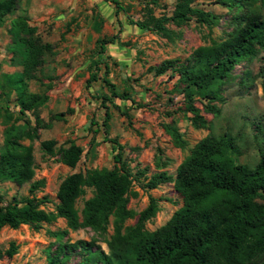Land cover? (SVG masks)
<instances>
[{
  "label": "rangeland",
  "instance_id": "obj_1",
  "mask_svg": "<svg viewBox=\"0 0 264 264\" xmlns=\"http://www.w3.org/2000/svg\"><path fill=\"white\" fill-rule=\"evenodd\" d=\"M116 1L122 7L119 12L107 0H19L17 9L0 23V96L1 91L8 92L4 75L22 71L19 59L11 51L8 32L11 21L23 17L35 30L39 41L50 45L43 63L33 71V79L27 81L28 92L43 95L45 102L24 115L19 112L14 94L9 95L8 103H1L0 148L4 131L10 125L28 122L38 133L33 141H20L33 149L34 177L21 186L1 182L0 195L4 201L26 197L30 184L43 179L44 187L34 196H46L49 202L43 208L54 210L56 193L67 176L88 169L113 167L115 152L108 139L114 138L122 146V159L132 171L143 170L147 177L159 171L175 174L195 143L224 132L236 138L237 163L253 168L260 160V152L264 150V49L256 48L255 55L238 63L221 84V101L214 102L220 114L205 112L203 103L196 101L195 106L206 121L203 126L186 119L191 114L183 112L185 98L177 86L178 76L170 71L158 75L153 68L165 61L186 64L198 47H212L229 39L250 9H264V0H256L252 8L249 0H193V7L217 17L216 24L208 27L195 17L180 27L168 23L165 25L170 33L168 37L129 25L128 20L146 22L152 17L170 18L178 0ZM97 16L103 20L99 32L93 26ZM111 37L115 38L114 43L108 44L106 52L100 54L99 40ZM91 74L96 75L97 80L88 83ZM104 79L114 84L118 92L126 91L131 100L114 98L112 103L102 100L104 96L110 98ZM6 113L11 114L8 122L4 120ZM106 114L110 116L106 122L107 133L102 126ZM169 124L183 135L185 148L174 145L165 129ZM50 139L56 142L54 154L45 153L41 146ZM72 144L81 147L83 153L76 166L69 168L60 162L59 151ZM134 191L136 197H129L127 204L134 217L125 222V227L136 225L150 197L157 199L158 210L145 224L146 231L164 226L182 205L173 184L153 190L135 186ZM91 192L87 189L76 201L80 216ZM113 225L111 217L103 232L82 228L68 231L61 240L54 239L50 232L65 230L63 219L43 224L38 229L3 227L0 264H46L47 251L55 253L58 245L80 240L108 253L106 242L113 234ZM12 242L17 252L9 256L7 251ZM82 258L83 253L77 250L68 264H78Z\"/></svg>",
  "mask_w": 264,
  "mask_h": 264
},
{
  "label": "trees",
  "instance_id": "obj_2",
  "mask_svg": "<svg viewBox=\"0 0 264 264\" xmlns=\"http://www.w3.org/2000/svg\"><path fill=\"white\" fill-rule=\"evenodd\" d=\"M107 1L115 5L116 12L122 9L116 0ZM249 2L252 8L256 0ZM192 3L193 0H178L170 18L152 17L146 22L128 20V24L166 37L170 34L165 27L168 23L180 27L195 17L202 25L211 27L216 24V16L193 7ZM18 5L19 0H0V23ZM263 10L250 9L229 39L212 47H198L186 64L165 61L153 68L158 75L170 71L178 76L177 86L185 98L183 112L191 114L190 117L185 115L186 119L195 125H206L195 106L196 101L203 103L205 112L215 116L220 114L214 102L221 101V84L238 63L255 55L256 48L264 49ZM102 21L96 17L93 23L96 32L100 31ZM8 32L11 51L19 59L22 71L4 75L8 92L1 91L0 113L3 102L8 103L7 98L12 93L19 112L24 115L46 100L43 95L29 93L27 81L33 79V71L43 63V56L50 45L39 41L35 30L23 17L13 19ZM114 39L99 40V53L106 52L107 45L114 43ZM91 80L95 82L96 75L91 74L87 82ZM104 83L110 98L104 96L102 100L109 103L114 98L131 100L126 91L118 92L108 79H104ZM4 118L8 122L11 114L6 113ZM109 118L106 114L102 124L106 133ZM165 129L176 147L185 148L187 143L173 124L166 125ZM37 138V128L28 122L5 129L0 148V183L9 181L21 186L33 179V149L20 141ZM108 141L115 152L113 167L88 169L67 176L56 193L54 210L43 208L49 202L46 196H34L44 187L43 179L33 181L28 195L19 200L4 201L0 195V230L21 226L38 229L43 224H54L63 219L65 230L50 232L54 239L61 240L68 231L82 228L103 232L113 218V234L106 242L108 253L93 243L80 240L58 245L55 253L47 251L46 264H68L77 250L83 253L78 264H264V150H261L256 165L248 168L236 162L239 148L230 132L209 135L195 143L189 155L177 166L175 174L159 171L147 177L143 170L133 172L122 159V146L117 139ZM41 146L45 153L54 154L56 142L45 140ZM82 153L77 145L62 148L59 151L60 162L74 168ZM165 184H173L182 201L170 220L153 231L145 230V224L158 210L157 199L150 197L146 208L139 213L136 225L125 227V222L134 217L127 208L128 198L136 197L134 187L153 190ZM87 189L92 191V196L84 201L80 216L76 201ZM16 252L17 247L12 242L7 254L12 256Z\"/></svg>",
  "mask_w": 264,
  "mask_h": 264
}]
</instances>
